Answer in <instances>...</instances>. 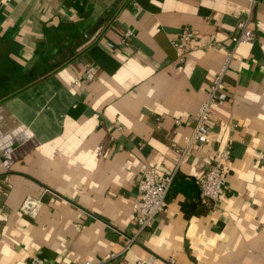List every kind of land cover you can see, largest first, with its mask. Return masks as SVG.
Returning <instances> with one entry per match:
<instances>
[{
  "label": "crops",
  "instance_id": "crops-1",
  "mask_svg": "<svg viewBox=\"0 0 264 264\" xmlns=\"http://www.w3.org/2000/svg\"><path fill=\"white\" fill-rule=\"evenodd\" d=\"M249 3L0 0V68L17 70L0 73V264H102L112 253V264H264V0L255 40H231V7ZM186 27L228 47L181 62L172 37ZM231 49L240 59L227 70L228 99L207 142L183 155ZM87 68L94 80L74 85ZM229 139L225 195L210 208L199 180ZM143 163L176 185L155 226L125 249ZM29 196L42 202L34 215L22 210Z\"/></svg>",
  "mask_w": 264,
  "mask_h": 264
},
{
  "label": "built area",
  "instance_id": "built-area-1",
  "mask_svg": "<svg viewBox=\"0 0 264 264\" xmlns=\"http://www.w3.org/2000/svg\"><path fill=\"white\" fill-rule=\"evenodd\" d=\"M257 0H250L247 7L233 5L231 10L238 16L236 23V31L231 35L233 45L240 43H251L256 38V32L252 27V16L255 10ZM133 36V31L127 29L125 31V42ZM190 42H196L195 45L187 46ZM173 45L179 50V59L184 62L186 56L191 51L197 49L208 48H227L228 46L222 40H219L213 33L204 37L192 31L189 27L181 30L176 36L172 37ZM233 59H240L236 49L228 50L227 59L222 69L214 77L208 98L202 102L198 115L197 123L192 134L186 139V146L180 150L183 155L189 147L195 142L205 143L210 136V121L213 118L214 108L223 105L228 99L226 74L228 67ZM95 74L92 69L87 68L83 78L76 77L74 85L81 83H89L93 81ZM236 125L231 124L230 129H234ZM121 127H119L120 129ZM232 155V142L227 140L216 157L210 162L204 174L199 180V198L210 208L219 205L221 197L225 195L224 172L225 164ZM11 158V149L8 148L4 152V160ZM175 174H163L155 167L143 163L141 165V178L138 186V194L133 201V207L137 214V233L129 238L125 249H129L131 244L135 242L138 236L155 226L159 214L166 208L168 202V194L171 189ZM42 202L35 197H27L22 204V210L28 214H36ZM117 253H112L109 258L105 259L102 264H112L117 258ZM173 259H169L165 264H172ZM145 261L139 259L138 264H144ZM31 264H45V261L38 256L33 257ZM85 264H96L92 261H86Z\"/></svg>",
  "mask_w": 264,
  "mask_h": 264
},
{
  "label": "trees",
  "instance_id": "trees-1",
  "mask_svg": "<svg viewBox=\"0 0 264 264\" xmlns=\"http://www.w3.org/2000/svg\"><path fill=\"white\" fill-rule=\"evenodd\" d=\"M4 66H8V65H4ZM0 73L2 74V77L3 76H8L9 74L10 75H14V74L16 75L17 70L14 69V68H11V69H8V68H0ZM175 185H176V181H175V178H174L171 188L173 186H175Z\"/></svg>",
  "mask_w": 264,
  "mask_h": 264
},
{
  "label": "water",
  "instance_id": "water-1",
  "mask_svg": "<svg viewBox=\"0 0 264 264\" xmlns=\"http://www.w3.org/2000/svg\"><path fill=\"white\" fill-rule=\"evenodd\" d=\"M77 46H78V41H74L72 43V45L70 47H68L63 54H65V55L70 54V52L75 50Z\"/></svg>",
  "mask_w": 264,
  "mask_h": 264
},
{
  "label": "flooded vegetation",
  "instance_id": "flooded-vegetation-1",
  "mask_svg": "<svg viewBox=\"0 0 264 264\" xmlns=\"http://www.w3.org/2000/svg\"><path fill=\"white\" fill-rule=\"evenodd\" d=\"M56 56V55H55Z\"/></svg>",
  "mask_w": 264,
  "mask_h": 264
}]
</instances>
